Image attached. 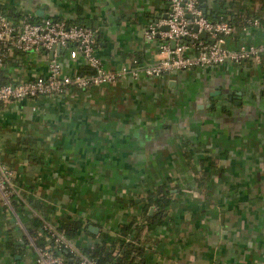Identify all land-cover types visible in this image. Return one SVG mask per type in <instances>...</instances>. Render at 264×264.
I'll return each mask as SVG.
<instances>
[{
	"label": "crops",
	"instance_id": "obj_1",
	"mask_svg": "<svg viewBox=\"0 0 264 264\" xmlns=\"http://www.w3.org/2000/svg\"><path fill=\"white\" fill-rule=\"evenodd\" d=\"M168 2L0 0V8L14 20L28 14L95 28L96 56L117 71L160 58L158 41L144 32ZM201 4L210 14L225 8L259 19L235 26L227 47L264 44V0ZM58 58L63 75L84 63L65 51ZM48 63L42 53L19 54L4 72L29 79L46 75ZM0 159L15 172L11 206L0 197V264H36L23 241L35 218L96 226L80 231L78 247L116 237L119 226L140 220L147 192L159 187L172 203L161 225L141 229V264H264V51L244 64L126 74L2 103Z\"/></svg>",
	"mask_w": 264,
	"mask_h": 264
},
{
	"label": "built area",
	"instance_id": "obj_2",
	"mask_svg": "<svg viewBox=\"0 0 264 264\" xmlns=\"http://www.w3.org/2000/svg\"><path fill=\"white\" fill-rule=\"evenodd\" d=\"M168 1L166 18L152 22L144 32L148 40L158 41L160 58L156 62L142 66L132 65L117 71L106 70L96 56L95 28L76 25L61 18L33 19L28 14L15 21L0 8V69L5 71L10 61L19 54L42 53L49 57V71L46 75L16 79L1 85L0 104L57 96L68 88L86 89L114 83L126 74L134 77L139 74L158 77L177 70L213 67L226 60L236 64L249 63L257 60L264 51V44L233 49L227 47L226 39L233 32L232 26L227 21L209 19L202 10L200 0ZM246 23L257 26L259 19H247ZM163 26H167V30H163ZM193 26H197L198 32L204 31L206 37L200 38ZM172 42H175L174 46ZM56 47L60 48L59 52ZM61 49L67 52L70 58H79L88 64L95 73L83 75L76 69L63 75L58 58ZM50 51L53 52L51 58ZM14 174V170L0 159V197L8 206H11L13 199ZM56 228L57 225L43 220L39 229V236L43 239L41 244L34 242L29 232L26 233L27 244L35 250L36 264H64L66 261L60 249L65 240ZM43 231L49 234L50 238H46ZM51 238L54 245L49 244ZM67 245L79 256L76 264H96L93 259L83 255L74 243H66Z\"/></svg>",
	"mask_w": 264,
	"mask_h": 264
},
{
	"label": "trees",
	"instance_id": "obj_3",
	"mask_svg": "<svg viewBox=\"0 0 264 264\" xmlns=\"http://www.w3.org/2000/svg\"><path fill=\"white\" fill-rule=\"evenodd\" d=\"M223 6L224 4L222 3V7ZM206 16L215 21H227L232 28L246 23V20L248 19L246 16L237 17L231 14L230 11H226L225 8H223L221 12H217L215 15L209 14ZM133 64H141V61L137 59V61ZM78 70L79 73L83 75L95 73V70L85 63H83ZM9 82H11L10 77H8L5 72L0 69V86ZM171 203L172 199L169 193L162 187H159L154 191H148L146 204L143 207L140 220L132 218L130 222L119 226L116 237L105 235L100 242L96 243L91 248L78 247V250L83 255L93 259L96 264H141L145 253V249L140 243L141 229L149 231L161 225L163 223V213ZM150 208L154 209L151 214L149 212ZM42 223V219L35 218L32 228L29 229L30 237L37 244H41L43 241V239L39 236V229L42 226ZM56 229L65 240V242H63L60 246L61 252L66 258L64 264H76L79 256L74 251H71L68 245L66 246V243H73L79 236L82 229L88 232L89 230L87 231V226L83 225L80 220H70L60 223L57 225ZM43 233L46 238H50L49 234L45 231H43ZM23 241L24 244L28 243L26 237ZM49 244H55L53 238H51ZM6 245L8 247L15 248L21 247V244H14L13 242H7Z\"/></svg>",
	"mask_w": 264,
	"mask_h": 264
},
{
	"label": "water",
	"instance_id": "obj_4",
	"mask_svg": "<svg viewBox=\"0 0 264 264\" xmlns=\"http://www.w3.org/2000/svg\"><path fill=\"white\" fill-rule=\"evenodd\" d=\"M201 7H202L203 12H204L206 15H209V14H210V11L207 10L205 4H201ZM188 17H189V16H188ZM163 18H166V15H164ZM155 22H156V21H155ZM162 29H163V30H167V26H163ZM193 30H194L195 32H198V28H197V26H193ZM198 35H199V37L202 38V39H204V38L206 37V33H205L204 31L198 32ZM174 43H175V42H172V46H174ZM56 50H57V52H59V51H60V48H59V47H56ZM61 51H63V49H61ZM52 53H53V52L50 51V58L52 57ZM179 126H181V125H179ZM88 229H89V231H91V232H93V233H96V232L98 231V228H97L96 226H89Z\"/></svg>",
	"mask_w": 264,
	"mask_h": 264
},
{
	"label": "rangeland",
	"instance_id": "obj_5",
	"mask_svg": "<svg viewBox=\"0 0 264 264\" xmlns=\"http://www.w3.org/2000/svg\"><path fill=\"white\" fill-rule=\"evenodd\" d=\"M30 54H37V53H30ZM25 56H29V54H25ZM69 56V55H68ZM145 63H141L140 66L144 65ZM48 65V64H47ZM26 239L28 240V238L26 237Z\"/></svg>",
	"mask_w": 264,
	"mask_h": 264
}]
</instances>
